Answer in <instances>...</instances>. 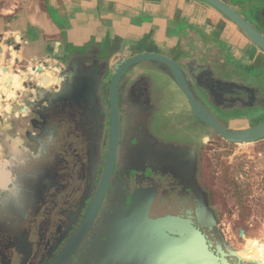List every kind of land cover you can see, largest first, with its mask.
Here are the masks:
<instances>
[{
    "label": "flooded vegetation",
    "instance_id": "af4514ba",
    "mask_svg": "<svg viewBox=\"0 0 264 264\" xmlns=\"http://www.w3.org/2000/svg\"><path fill=\"white\" fill-rule=\"evenodd\" d=\"M224 1H236L242 16L264 34V0ZM103 41L118 44L120 59L129 51H158L173 59L192 92L226 129L251 127L255 115L264 113V79L254 69L238 68L194 46L156 51L144 36L107 34ZM93 50L91 60L97 55ZM212 59L222 63L220 76ZM138 66L118 86L122 111L111 157L107 127L105 140L98 141L97 99L85 81L61 98L53 99L52 92L38 98L22 132L25 147L18 149L21 189L0 197V264H152L154 241L144 218L168 216L201 232L219 260L238 264L226 255L225 245L234 246L214 201V179L228 169H217L215 156L229 143H217L216 133L194 118L170 77L147 63ZM27 132L36 137L29 140ZM201 191L207 208L201 206Z\"/></svg>",
    "mask_w": 264,
    "mask_h": 264
},
{
    "label": "water",
    "instance_id": "95a60500",
    "mask_svg": "<svg viewBox=\"0 0 264 264\" xmlns=\"http://www.w3.org/2000/svg\"><path fill=\"white\" fill-rule=\"evenodd\" d=\"M192 1L216 13L235 27L264 56V34L253 27L242 16L238 6L228 4L224 0ZM253 5L257 6L258 3ZM150 37L151 34L144 36V39L148 38L147 45L157 51L160 45L154 44ZM62 38L63 44L66 45V51L62 52L61 57L57 58L52 53L45 52L46 56L32 61V67H28V64L23 65L21 62L18 64V61L14 60V65L18 67L14 74L10 66H5L0 71V85L3 81L2 87L7 92L2 96V101L5 103L13 101L11 107L8 108L9 113L7 114L15 116L14 120L10 119L8 115L5 116L9 117L6 118L5 124L10 127L12 134L2 136L1 139L4 143V148H7L9 153L6 156L5 154L0 155V197L3 193L10 190L21 189L18 185L19 180H21L17 169L20 158L18 149L25 147L22 132L26 121L34 111V107L40 100L47 97L49 92H52L50 94L53 99L61 98V96L73 92L71 90L79 83L78 81H85L91 94L97 99L95 101L97 108L92 102L90 105L94 106L99 114L100 130H98V141L102 142L105 140L107 127L110 142L109 157H111V152H114L115 143L118 140L119 115L120 111H122V105L117 98V93H119L118 86L122 80L129 79L125 78L126 73H132L137 68L136 65L142 67L145 63L149 64L155 71L167 75L173 80L177 90L180 91L190 107L194 118L203 127L215 132L218 139L233 145L254 144L264 139V121L242 129H226L222 126L192 92L188 78L180 66L173 59L158 51L156 53H135L129 51L128 55L126 54L125 57L120 59L118 44L114 43L115 45H113L108 44L110 42H105V48L103 49L97 45L85 47V53L73 54L68 52L69 44L64 34H62ZM160 48L162 51V47ZM93 49H96L97 55L94 60H91L89 55L94 51ZM217 49H220V47ZM11 51L14 53L17 50L14 46H11ZM2 53L0 46V56ZM215 56L224 58L223 51L222 54ZM228 59L229 57L226 58V60ZM209 62L213 64L214 60H209ZM213 66L217 69L216 75L220 76L219 69L222 67V63L220 62L217 65L214 63ZM240 67L254 69L260 73L259 77L264 79L263 69L253 66ZM17 105L20 109L15 115L13 111L16 110ZM12 125L16 127L15 130L11 129ZM29 125H32V121ZM25 135L29 140H33L34 136L36 137L30 132ZM200 200L201 206L207 208L208 197L203 191L200 192ZM146 205H149V203H146ZM212 210L214 211L215 208ZM211 215L213 217L212 213ZM144 219L148 224L154 241L152 242V252L154 254L152 255V264H228L226 261L219 260L218 257L209 251L201 232L196 230L186 220L169 216L157 220H150L148 217ZM200 225H203L201 218ZM244 236V231L240 230L239 237L244 239ZM9 249H12V247L5 248V251ZM15 250L13 255L16 257L20 252L17 249ZM225 251L227 257L236 259L238 264H264V259H246L241 255V252H238L228 244L225 245Z\"/></svg>",
    "mask_w": 264,
    "mask_h": 264
},
{
    "label": "crops",
    "instance_id": "0c3cea01",
    "mask_svg": "<svg viewBox=\"0 0 264 264\" xmlns=\"http://www.w3.org/2000/svg\"><path fill=\"white\" fill-rule=\"evenodd\" d=\"M0 2L3 3L0 7V46L3 51L0 71L10 66L14 74L18 69L14 60L32 67V61L46 56L47 52L61 57L66 51L62 34L71 47L99 45L102 49L107 34L111 37L151 34L154 44L164 49L194 46L205 49L214 57L223 51L224 59L229 57L240 66L264 70V56L235 27L192 0ZM11 46L17 51L13 53ZM2 84L3 81L0 85V155L6 156L9 152L1 139L12 133L5 121L9 117L14 120L15 116L7 114L13 101H2V96L7 93ZM19 109L17 105L13 111L15 115Z\"/></svg>",
    "mask_w": 264,
    "mask_h": 264
},
{
    "label": "rangeland",
    "instance_id": "374dc122",
    "mask_svg": "<svg viewBox=\"0 0 264 264\" xmlns=\"http://www.w3.org/2000/svg\"><path fill=\"white\" fill-rule=\"evenodd\" d=\"M227 61L239 68L230 58ZM263 121L264 113L257 114L252 125ZM215 140L224 144L217 137ZM224 148L216 153V168L228 169L214 179L218 192L214 201L226 224L225 235L246 259H264V139L248 145L225 144ZM240 230L244 239L238 237Z\"/></svg>",
    "mask_w": 264,
    "mask_h": 264
}]
</instances>
